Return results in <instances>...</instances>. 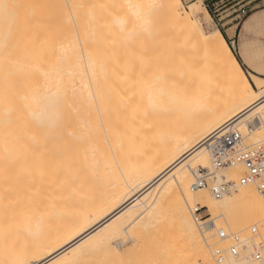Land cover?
Segmentation results:
<instances>
[{"label": "bare ground", "instance_id": "1", "mask_svg": "<svg viewBox=\"0 0 264 264\" xmlns=\"http://www.w3.org/2000/svg\"><path fill=\"white\" fill-rule=\"evenodd\" d=\"M101 2L97 24L75 31L64 0H0V264H115L111 241L124 234L136 238L128 263L168 264L170 202L176 264H214L197 205L228 228L259 225L251 233L264 240V194L253 185L192 206L208 192L192 190V176L211 167L213 133L229 126L247 146L264 142V96L253 87L264 78H249L222 32L194 19L197 2L191 12L182 0ZM178 109L192 112L174 135ZM225 173L236 181L242 170ZM251 257L228 259L264 264Z\"/></svg>", "mask_w": 264, "mask_h": 264}, {"label": "rangeland", "instance_id": "2", "mask_svg": "<svg viewBox=\"0 0 264 264\" xmlns=\"http://www.w3.org/2000/svg\"><path fill=\"white\" fill-rule=\"evenodd\" d=\"M64 1H65L64 6L68 10V14H66L67 19L65 22L68 23L70 25V26L69 25L68 26L73 28L75 31H78V26H80V25L81 26L82 25L89 26L91 24L96 23V21L98 22V20H96V19L102 17L105 14V11L101 10L102 5H100V3H102L101 2L102 0H74V3L76 4V6L74 5L75 7L72 5L73 1H68V0H64ZM182 2L184 5V8L189 12H191V7H190L191 3L197 2L199 4V6L202 5V8H201L202 10L200 9V11H199L200 14H201V12H203L205 15H207L208 17H210L214 21L210 27L213 29H219L222 32V34L224 35V37L226 38L231 49L235 52V54L237 53L240 28L237 29L236 27H233V29H230L227 27L225 28V26H224V24H226L231 19L235 18L237 15L234 13L235 9H231V4H229L227 0H182ZM106 6H107L106 11L108 12V10H109V17H110L111 16V3H108V5H106ZM71 7L77 8V10H74V9L72 10ZM107 15L108 14H106V16ZM194 19L199 20V22H201L200 16L198 18H196L194 16ZM244 20H245V18L238 19L236 24L241 23ZM202 24H203V27L205 28V30L208 33H211L209 31V25H207L205 23H202ZM74 30H72V31H74ZM235 33L237 35V39L236 40H229V36H232ZM250 53H251L252 58L254 59L252 62L253 70H255L259 74L264 75V28H261V30L255 34L254 40H250ZM243 68H244L247 76L249 78H252L250 73H253V72L250 70V68H248L244 64H243ZM121 75L123 78H125V74L121 73ZM119 89L121 92H123V95H124L125 94L124 91L126 90V86L124 85L122 87L121 85H119ZM187 111L189 113L192 112V110H187V109L180 110V111L178 109L176 111L174 110V112L171 111L170 119H169L168 123H171V122L172 123L170 125H168V130L170 127L169 132L172 130L171 133H173L174 135L175 134L178 135V133L180 134V132H181L180 128L184 129V127L186 126V123H187V121L191 115V114L188 115L189 113L185 114ZM174 118H175V120H174ZM176 119L179 121V123L177 122ZM174 121L176 122V124L174 123ZM173 123L175 126L174 128H176V127L178 128V126H179V129H178L179 132H177V129H176V131H174L175 129L171 128V125H173ZM171 133H169V134H171ZM245 142H246V140H245ZM204 148L205 147H203L202 149L204 150ZM202 149L200 151H202ZM197 171H198V169H197ZM225 172H227V171H224L223 175L226 176ZM228 172H230V171H228ZM192 178H193L192 181L194 182V179H195L194 175L192 176ZM204 193H207L208 195H210V193L206 192V191L196 193L195 194V200H194V203L192 204V206L196 205V203H198V202L206 205V203L203 199ZM173 207H174L173 202H170L168 205V208L164 214L165 219L162 222V225L164 226V230L166 231V233L168 234V236L170 238L169 243L171 244V246L174 247V251L172 252V255H170L171 257L169 256L170 258L168 259V264H176L177 262H179V237L176 236L177 234H176L175 220L173 217L174 216V212H173L174 208ZM202 213H203V216L205 217V219L203 221H200V223L203 222L201 226L198 227L195 225V227H196V230H197L199 237L201 239V244L211 254V257L213 259L214 264H217V262L215 260V256H214V250H216L217 248H228L232 243L230 240L220 242L219 238H217V236H216V234H217V232L215 231L216 229L212 230V228H211L210 229L211 231L206 230V229L203 230L206 222L208 223V222L212 221L211 224H213V222H215V224L217 223L216 224V226L218 228L217 230H219L221 228L224 229L225 227H227V229H229L231 232H233L232 234H238V235L242 236L243 239L249 238L250 240H252L251 242H249L248 247L245 246L246 249L244 248V249H242V251L240 250L242 256H248V254H251V253L253 256V254L256 251V247H258L260 244L263 246L264 240L262 238H260L259 236L254 237L255 234L251 233V229L253 227H256L258 229V232H259V225H248L247 228H244V229H242V228L236 229L232 226H230V228H228V225L225 223L224 219L217 217V214H213V213L208 212V209H207V211L203 210ZM104 233H105V230H103L102 234H104ZM257 234L258 233H256V235ZM122 236H120L121 239L120 238L118 239L119 236H115L116 238L113 237L114 240L111 239L112 240L111 245L119 253L118 258H120L119 259V261H121L120 264H130V263H128V257L133 258V254H134L133 252L136 248V242H135L136 238H134L135 236L132 237L131 234L130 235L127 234V236L124 234ZM251 238H253V239H251ZM260 251H261L260 253L264 257V248H260ZM125 256L127 259L125 258ZM118 258H115L114 259L115 261H112V262H116L115 264H118L117 263ZM131 258L129 260L130 262H131ZM251 258L254 259L255 257L253 256ZM124 259L127 261V263H125ZM257 260H259V259L257 258Z\"/></svg>", "mask_w": 264, "mask_h": 264}, {"label": "built area", "instance_id": "3", "mask_svg": "<svg viewBox=\"0 0 264 264\" xmlns=\"http://www.w3.org/2000/svg\"><path fill=\"white\" fill-rule=\"evenodd\" d=\"M231 4V9H235L238 19L246 18L253 11L264 8V0H227ZM211 155V167L198 169L194 174L195 179L192 190H207L214 198L222 199L236 192L238 189L253 185L258 192L264 194V142L247 146L243 142L242 134L235 128L226 126L212 134L209 142ZM241 169L242 175L236 181H229L224 171ZM204 208L197 205L194 216L197 221L205 219L202 216ZM216 226L206 223L205 228ZM220 241H231L228 248H218L214 252L217 264H230L228 257L239 258L242 249L245 248L244 239L238 234H229L223 229L216 230ZM255 234V230L252 231ZM259 248V249H258ZM261 244L256 247L254 257L260 259L262 254ZM241 250V251H240Z\"/></svg>", "mask_w": 264, "mask_h": 264}, {"label": "crops", "instance_id": "4", "mask_svg": "<svg viewBox=\"0 0 264 264\" xmlns=\"http://www.w3.org/2000/svg\"><path fill=\"white\" fill-rule=\"evenodd\" d=\"M192 4V3H191ZM238 17H235L224 24L225 28L233 29L236 27L237 29L240 28L239 32V42H238V50L235 54L239 64L243 68V64L246 65L253 73H250L251 76L264 78L262 74L257 73L253 70V58L250 53V40H254L255 34L258 33L261 28H264V8L258 9L253 11L249 14L244 21L241 23H237ZM237 35L236 33L232 36H229V40H236ZM244 69V68H243ZM245 71V70H244Z\"/></svg>", "mask_w": 264, "mask_h": 264}, {"label": "snow or ice", "instance_id": "5", "mask_svg": "<svg viewBox=\"0 0 264 264\" xmlns=\"http://www.w3.org/2000/svg\"><path fill=\"white\" fill-rule=\"evenodd\" d=\"M192 8H196L197 5L192 4L190 5ZM202 8V5L200 6ZM201 22L209 25V31L215 35V29L211 28V24L214 22L210 17L205 15L203 12L200 14ZM253 87H258L261 93V96H264V80H262L258 85H253ZM262 188H264V184L261 185Z\"/></svg>", "mask_w": 264, "mask_h": 264}]
</instances>
